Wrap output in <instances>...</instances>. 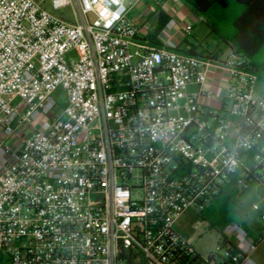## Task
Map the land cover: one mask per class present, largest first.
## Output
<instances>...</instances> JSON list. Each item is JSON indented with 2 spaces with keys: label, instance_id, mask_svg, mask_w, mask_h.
<instances>
[{
  "label": "built area",
  "instance_id": "built-area-1",
  "mask_svg": "<svg viewBox=\"0 0 264 264\" xmlns=\"http://www.w3.org/2000/svg\"><path fill=\"white\" fill-rule=\"evenodd\" d=\"M42 1L0 0V259L210 264L174 226L226 185L264 187L249 61L188 53L189 18L170 17L159 46L138 38L150 26L127 13L142 0H51L72 22ZM220 237L218 264H256L239 224Z\"/></svg>",
  "mask_w": 264,
  "mask_h": 264
},
{
  "label": "rangeland",
  "instance_id": "rangeland-1",
  "mask_svg": "<svg viewBox=\"0 0 264 264\" xmlns=\"http://www.w3.org/2000/svg\"><path fill=\"white\" fill-rule=\"evenodd\" d=\"M142 3L145 4V11L148 13H153L156 9L153 0H142ZM41 6L57 18L69 22L74 20L71 5L53 10L51 8V0H43ZM149 22L152 23L151 20ZM201 23H197L193 30L196 40L201 42V46L205 48V51L212 52L217 47L220 48L222 51L220 59H223L227 54V48L219 36L227 32V25L217 27V33H214ZM150 30L151 28H149ZM187 38L192 41L191 36ZM130 49L133 50V48ZM198 52H201V49H198ZM192 89L193 86L188 88V90ZM253 90L257 95L264 97V79L258 78ZM53 96L57 102V109L59 110L65 105L64 93L58 89ZM132 182L134 181L130 180V183ZM225 193L218 201H213L214 199L210 200L204 208L203 213L196 208H188L180 215L174 226L176 233L203 260L211 259L210 264H218L222 259H227L225 248L220 246L221 237L218 232L220 225L231 222L241 224L244 227L254 226L253 224L257 223L264 224L259 219L260 214H264V187L258 182H251L241 192L237 187L228 186ZM0 264L6 263L2 262Z\"/></svg>",
  "mask_w": 264,
  "mask_h": 264
},
{
  "label": "trees",
  "instance_id": "trees-1",
  "mask_svg": "<svg viewBox=\"0 0 264 264\" xmlns=\"http://www.w3.org/2000/svg\"><path fill=\"white\" fill-rule=\"evenodd\" d=\"M182 2L193 15L201 17L202 22L212 32L217 33V27L227 25V32L219 38L227 43L229 49L245 56L257 79H264V53H262L264 52V0H182ZM167 20L166 15L158 12L157 21L148 36L149 42ZM151 44L160 45L156 42ZM187 52L194 54L191 48ZM228 186L230 185H226L213 201L223 197ZM199 211L203 213L204 209ZM226 224L220 225L219 233ZM221 242L223 245L222 238Z\"/></svg>",
  "mask_w": 264,
  "mask_h": 264
},
{
  "label": "crops",
  "instance_id": "crops-1",
  "mask_svg": "<svg viewBox=\"0 0 264 264\" xmlns=\"http://www.w3.org/2000/svg\"><path fill=\"white\" fill-rule=\"evenodd\" d=\"M153 2L156 5V9L154 10L153 13H148L145 11V4H143L142 1L136 3L133 7L130 8V10L127 13V16L130 19H132L136 24L140 25L142 23H148L150 26L149 28H151V30L148 31L147 33L140 32L138 35V38L140 39L145 38V36L146 38H148L150 32H152L154 25L157 21L158 12H162L164 15H166L168 19L170 17L174 18L177 22L183 21L185 18H189L194 23L191 34L189 35L191 36L192 41H190L187 38L184 41V45L190 47L193 50L194 54L196 55H208V56H214V57L220 58V55L222 53L220 48L217 47L212 52L208 50L205 51V48L201 46L202 45L201 42L196 40L193 30L196 27L197 23L202 22V18L196 17L195 15H193L189 11L188 7L182 2V0H175V1L173 0H153ZM149 20H151L152 23H150ZM162 41H163V35L159 31L157 33H154V38L152 39L150 43L152 42L161 43ZM223 44L226 46L227 53H228L229 47L227 43L223 41ZM198 49H201V52H198ZM239 225L243 229H245L251 237L259 240L256 249L251 253V258L256 264H264V224L257 223V224H253L254 226L251 225V226H245V227L242 226L241 224ZM2 262H5V261L0 259V263Z\"/></svg>",
  "mask_w": 264,
  "mask_h": 264
}]
</instances>
